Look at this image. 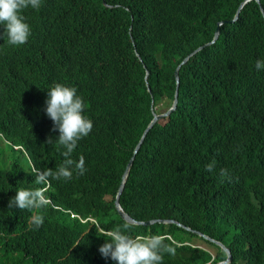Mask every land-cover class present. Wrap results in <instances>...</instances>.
Masks as SVG:
<instances>
[{
  "label": "trees",
  "instance_id": "16d2710c",
  "mask_svg": "<svg viewBox=\"0 0 264 264\" xmlns=\"http://www.w3.org/2000/svg\"><path fill=\"white\" fill-rule=\"evenodd\" d=\"M243 1L137 0L134 5L116 0L121 6L102 7L99 15L101 0H53L36 41L12 46L6 37L0 39V53L15 51L19 58L11 69L0 64V264H107L98 251L106 238L100 230L118 226L133 237L171 236L176 254H164L162 264H215L227 258L223 247L197 231L231 250L229 264H264V69L255 68L257 59L264 61V0H248L235 20ZM143 9L149 14L143 15ZM100 17L113 23L103 37L96 31ZM139 17L135 47L147 65L162 64L160 78L155 68L149 77L153 97L145 93L132 118L117 109L96 121L99 149L110 147L103 155L96 147L72 153L77 162L84 156L83 175L73 166L70 180L49 178L48 184H38L36 173L55 171L65 157L55 146L44 166L42 147L20 139L23 124L33 129L41 118L38 109H28L55 83L93 93L101 70L109 71L108 58L113 65L139 61L132 41L119 40ZM75 23H88L91 38L79 37ZM218 27L219 36L208 44ZM67 34L78 40L58 46L55 40ZM177 88L176 111L144 138L120 201L138 220L181 224L128 222L115 199L131 152L119 131L111 137L107 129L131 124L141 131L138 141L144 120L153 113L152 98L170 106ZM213 162V171H206ZM221 169L228 175L222 176ZM20 188L45 189L49 203L39 210L44 217L39 228L30 225L29 210L8 207ZM198 240L214 246L215 255Z\"/></svg>",
  "mask_w": 264,
  "mask_h": 264
},
{
  "label": "clouds",
  "instance_id": "9594fccd",
  "mask_svg": "<svg viewBox=\"0 0 264 264\" xmlns=\"http://www.w3.org/2000/svg\"><path fill=\"white\" fill-rule=\"evenodd\" d=\"M118 1L134 5H136L137 2V0ZM245 1L247 2L248 0ZM115 2L116 0H101L97 8L99 15L102 7L113 8L121 6L120 4H115ZM52 7L53 0H0V25H2L4 29L3 32H0V39L6 37L8 41L6 44L12 46H22L27 40L36 41L37 33L43 28V26L39 25V22L50 14ZM147 14H149L148 11L144 10L143 15ZM237 14L235 20L237 19ZM74 27L76 28L79 37L89 36L91 38L92 32L88 23H75ZM112 29L113 23L110 19H101V23L97 26L96 31L98 37H103L102 35L108 34ZM139 29L140 17L138 24H131L128 30L125 31L119 39L123 40L129 38L132 41L135 54L139 57V61H121L118 64L113 65L110 62V59L102 53L108 58L110 68L109 71L101 70L102 81L93 93L84 94L78 91V88L74 85L66 86L62 83H55L43 92L41 100L32 103L28 109V112H36L38 109L41 118L37 121L33 129L24 123L20 129V139L24 142H32L42 147L47 154L44 166L50 161L55 146L63 151L62 155L65 157L63 163L58 165L55 171L51 169L45 171H42L43 169H35L42 171L37 172L35 175L38 184H48L50 182L49 178L56 180L61 178L64 180H70L73 175V166L78 170L79 174L83 175L86 171L85 158L81 155L77 162L72 159V153L78 151L80 147H86L87 151L96 147L100 155H103L106 149L110 147L109 144L104 146L103 150L99 149V134H96L95 132L96 121L107 119L117 109H122L124 117L131 114L132 118L136 113L134 106L139 102L140 98L145 93L150 94L151 97H153L155 85L153 82L149 81V77L152 68H155L156 74L158 78H160L162 64L150 66L142 61V57L135 47V38L139 34ZM77 40L78 39L75 38L74 35L67 34L66 37L58 38L55 42L58 46L66 47L71 46ZM201 48L202 47H199L197 50ZM18 61L19 58L15 51L0 53V64L5 69H11ZM179 66L180 65H178L175 70V75L178 76L180 83V76L178 73L176 74ZM255 68L257 70L264 69V61L257 59ZM178 101L179 93L176 106L174 107L173 103L170 106L160 103L155 104V101L152 98L151 107L153 113H149L144 120L146 127L138 141H136V138L140 135L141 131L139 133L136 132L131 124L126 125L122 129H107V134L111 137L116 131H119L122 135L124 144L129 147L131 152L130 159L126 164L122 176H125L122 180V182H124V187L131 166L142 147L144 138L156 124L165 125L169 121L171 115L176 111ZM91 102H95L96 105L94 107L91 106ZM139 141L140 145L137 146L136 144ZM14 147L16 149L23 148L22 145H14ZM214 166V162L206 165V171L212 172ZM221 175L227 176L228 171L226 169H221ZM124 187L121 192H117L115 199L116 206L117 197L119 196L118 200L123 209L124 207L120 201V197ZM48 203L49 200L45 195L44 188H20L16 191V195L9 200L8 207H18L20 210H29L32 213L30 217V225L39 228L44 223V217L40 214L39 210L45 207ZM74 215H76V213L73 214L72 217H74ZM80 219L83 222H86L88 219L94 220L92 218ZM152 221L175 222L181 224L173 219L155 218L152 219ZM138 222L140 223L135 224H144L143 222L145 221L138 220ZM100 231L101 236L106 238L98 251L101 256L105 258L103 261L107 264L112 261H115L116 264H162L164 254L172 256L176 254V241L167 234L137 235L133 237L127 233L126 229L122 230L119 226L112 230L101 229ZM165 241H168V243ZM67 247L72 249L74 246L67 243Z\"/></svg>",
  "mask_w": 264,
  "mask_h": 264
},
{
  "label": "water",
  "instance_id": "95a60500",
  "mask_svg": "<svg viewBox=\"0 0 264 264\" xmlns=\"http://www.w3.org/2000/svg\"><path fill=\"white\" fill-rule=\"evenodd\" d=\"M245 3H246V1H244V2L241 3V5H240V7H239V9H238V14H239V12L241 11V9H242V7L244 6ZM238 14H237V17H238ZM219 34H220V28L218 27V28L216 29L215 36H214V40H213V41H215V39H217V37L219 36ZM213 41H212V42H213ZM212 42H210V43H212ZM210 43H208V44H210ZM196 51H197V50H196ZM196 51H195V52H196ZM188 58H189V56L186 57V60H187ZM177 73H178V71H176V74H177ZM176 77H177V84H179V78H178L177 75H176ZM178 93H179V90H178V88H177V90H176V92H175V98H174V101H173V107L176 106ZM124 178H125V176L123 177V179H124ZM123 187H124V182H122V184H121V186H120V188H119V192L122 191ZM118 198H119V196L117 197V201H116V207H117V211H118V213H119L124 219H126L127 221L134 222V223H140V222H138V220H136L134 217H132L128 212H126V211L122 208V206H121V204H120ZM153 222H154V221L150 220V221H145V222H143V223H144V224H150V223H153ZM197 232H198L201 236H203L205 239L210 240V241L216 243L217 245H219V246H221V247H223V248L225 249V251H226V253H227V258H226L225 260H223V261H219V262H217V263H215V264H229V263L232 261V259H233L232 253H231L230 249L227 248V247H225V245H224L223 243H221L220 241H217V240H215V239H213V238H210L209 236H206V235H204L203 233H201V232H199V231H197Z\"/></svg>",
  "mask_w": 264,
  "mask_h": 264
},
{
  "label": "rangeland",
  "instance_id": "374dc122",
  "mask_svg": "<svg viewBox=\"0 0 264 264\" xmlns=\"http://www.w3.org/2000/svg\"><path fill=\"white\" fill-rule=\"evenodd\" d=\"M136 145L139 146V145H140V141H139ZM121 217H122V216H121ZM122 218H123V217H122ZM196 243H197L198 245L202 246V247H205V248L210 249V250L212 251L213 254L216 253V250H217V249H216L214 246H212V245L206 243L205 241H203V240H198V241H196Z\"/></svg>",
  "mask_w": 264,
  "mask_h": 264
}]
</instances>
